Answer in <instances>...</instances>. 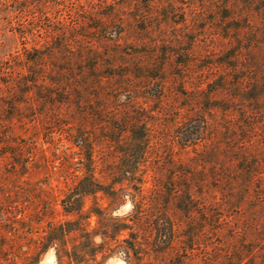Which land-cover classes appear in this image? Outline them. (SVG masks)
Masks as SVG:
<instances>
[{
    "label": "rangeland",
    "instance_id": "374dc122",
    "mask_svg": "<svg viewBox=\"0 0 264 264\" xmlns=\"http://www.w3.org/2000/svg\"><path fill=\"white\" fill-rule=\"evenodd\" d=\"M255 11L240 0H0L3 249L28 259L32 248L38 264H58L56 246L63 264L84 253L87 264H241L257 215L209 196L202 123L217 121L219 140L228 125L240 135V114L210 109L227 100L220 83L243 76L225 61ZM45 41L50 86L61 75L80 90L36 101L33 116L12 79L25 47ZM134 119L149 129L138 164L124 152ZM60 225L71 227L51 244Z\"/></svg>",
    "mask_w": 264,
    "mask_h": 264
},
{
    "label": "trees",
    "instance_id": "16d2710c",
    "mask_svg": "<svg viewBox=\"0 0 264 264\" xmlns=\"http://www.w3.org/2000/svg\"><path fill=\"white\" fill-rule=\"evenodd\" d=\"M240 1L244 2L247 13L256 10L257 19H242L243 24L237 29L241 39L240 46L229 49L230 56H226L225 62L231 70H241L243 76L235 83L230 78L220 83L214 92L215 94L223 92L227 100L214 102L213 108L210 109L212 113L214 109L220 108L227 114L225 120L230 118L233 122L235 118L232 119L228 115L232 112L240 114L242 120L238 127L240 135L228 125L224 128L229 130V133L224 138L222 135L219 140L217 136L222 133L219 131L217 121H204L202 128L207 132L209 142L207 162L212 181L209 196L213 200L221 197L226 203L237 200L240 208H246L249 213L257 215L258 222L254 230L257 239L249 241L245 239L242 243L243 250L238 253L241 256V264H264V0ZM48 45L45 41L42 47L35 45L31 50L25 47L26 59L20 63L16 78L12 79L15 82L12 88L15 87L18 91L17 95L14 96V93L13 96L18 97L19 103L27 104L33 116L36 114L34 113L36 101L46 102L53 99V95L68 96L73 89L65 88L66 84L59 79L61 75L56 77V81L50 86L46 60L54 57L55 53L48 51ZM75 90L80 88L74 87L73 91ZM191 124H187V129L193 128L198 132L199 125ZM127 129L131 140L124 149L125 158H132L138 164L148 153L149 129L146 124L135 119L128 123ZM186 142L185 145H188V142L192 141L189 139ZM127 167L128 170L133 168L131 165ZM128 170L125 171V175L130 173ZM181 177L185 180L188 174L182 171ZM89 182L83 180L80 185L86 188L93 184ZM86 192L88 191H84L85 194ZM189 194L191 193L189 192L188 196ZM69 227L71 226L54 227L51 244L57 241ZM242 238H246V233ZM3 246L4 243H1L0 255L5 259L10 254L3 249ZM45 247L52 248L50 245ZM56 248L58 249V246L55 247L58 264H63L62 253ZM87 256L88 253H84L82 256H76L75 259L71 258L70 263L87 264L85 261ZM38 263L34 253V263L31 264Z\"/></svg>",
    "mask_w": 264,
    "mask_h": 264
},
{
    "label": "flooded vegetation",
    "instance_id": "af4514ba",
    "mask_svg": "<svg viewBox=\"0 0 264 264\" xmlns=\"http://www.w3.org/2000/svg\"><path fill=\"white\" fill-rule=\"evenodd\" d=\"M22 251L23 250L19 249L18 246H16L14 249L7 250L6 252L9 253L10 255H7L5 259L2 255H0V264H31V263H34V250L31 248V255H29L28 259H26L23 256Z\"/></svg>",
    "mask_w": 264,
    "mask_h": 264
},
{
    "label": "bare ground",
    "instance_id": "6f19581e",
    "mask_svg": "<svg viewBox=\"0 0 264 264\" xmlns=\"http://www.w3.org/2000/svg\"><path fill=\"white\" fill-rule=\"evenodd\" d=\"M50 256V255H49ZM54 257V256H53Z\"/></svg>",
    "mask_w": 264,
    "mask_h": 264
}]
</instances>
